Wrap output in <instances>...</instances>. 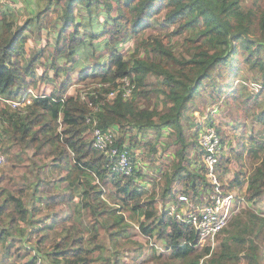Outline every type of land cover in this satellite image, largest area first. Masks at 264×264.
Instances as JSON below:
<instances>
[{"label": "trees", "instance_id": "trees-1", "mask_svg": "<svg viewBox=\"0 0 264 264\" xmlns=\"http://www.w3.org/2000/svg\"><path fill=\"white\" fill-rule=\"evenodd\" d=\"M178 37L181 51L172 49ZM31 38L38 45L29 54L25 43ZM124 75L135 83L133 97L118 92L108 100ZM38 81L52 86L50 95L33 96L22 110L0 101L4 171H25L27 162L40 168L48 160L50 177L60 175L57 181L64 185L66 213L55 210L49 220L33 221L41 203L49 201L53 209L58 196L40 197L28 208V178L2 179L0 264L10 263L16 253L23 260L29 252L31 260L22 264H35L39 255L24 248L26 227L35 224L37 231L60 226L51 246L54 256L46 254L44 264H126L120 248L132 243L136 257L146 246L159 264H264V215L247 208L264 198V137L258 127L242 130L232 144L231 134L216 124L222 147L218 176L225 186L244 189L247 204L218 232L214 250L195 247L199 237L193 225L159 208L176 202L179 194L203 202L201 195L212 190L199 132L191 140L183 124L193 107L204 110L197 98L234 106L264 127V92L250 89L252 81L264 83V0L249 5L245 0H34L20 21L0 8V96L18 98ZM101 99L98 124L116 128V144L127 145L136 162L132 175L113 170L107 155L93 146L86 117L92 111L89 102ZM164 131L172 136L171 155L160 164V174L144 180L136 145L146 146L149 155L156 145L145 142V134L153 132L158 140ZM227 141L232 144L228 153ZM135 230L161 242L167 254L132 237ZM37 234L40 244L44 236Z\"/></svg>", "mask_w": 264, "mask_h": 264}, {"label": "rangeland", "instance_id": "rangeland-1", "mask_svg": "<svg viewBox=\"0 0 264 264\" xmlns=\"http://www.w3.org/2000/svg\"><path fill=\"white\" fill-rule=\"evenodd\" d=\"M245 1H246V5H249L252 0H245ZM33 3H34V0H0V8H8V10H11L13 13L16 14L18 21H20L25 15L30 13V9L33 7ZM84 30H85L84 28L81 29V31H84ZM150 30L151 29H148V31ZM40 40L42 42L46 41L47 40L46 35L42 33ZM51 41H54L52 37H51ZM180 42H181V37H178L177 39H175L172 43V49L175 51H178V50L181 51L182 47L180 48ZM37 45L38 43L32 38L29 39L25 43V46L29 54H32V51L35 50ZM127 51L128 50L123 48L124 54L127 55L128 54ZM145 52H147V50H144V49L140 50L141 54H144ZM240 59L241 57L239 56V60ZM41 72H42V69L41 67L38 66L37 75L40 76ZM244 72L246 71H244L243 68L240 69L239 71L240 74L241 73L244 74ZM217 78L220 79V76H217ZM44 85H48L47 88L50 90L51 88L50 84L45 83ZM77 87L81 88V90H85L88 86L82 87L81 85H79ZM250 89L254 91L252 87H250ZM196 100H197V103H199L198 106H200V104L204 106V110L201 111L200 108L197 107L196 109L193 107L191 110L187 112L186 117L183 120L184 130L186 134L188 135V137L191 138V140L197 136V132H199V129H201L202 126H204L205 124L209 122H213V124L215 125L221 122L224 130H226L228 133L231 134L229 138L232 139V141L236 137L239 136L242 130L247 129L250 131L253 127L254 128L258 127L260 134L264 137V127H262L257 122L251 123L247 118L242 116L238 112V110L235 109L234 106L226 104L220 107L218 103L213 102L208 96H201L197 98ZM215 106H217V112H216ZM209 113L211 114V116H215V121H211ZM236 119L238 122H234ZM154 135L155 134L153 132H150V135L145 134L146 137L144 141L148 142L151 140L154 142V145H156L155 150L149 152V155H147V147L144 145H136L137 147L134 150L137 161L140 162L141 164L140 166L143 168V172L146 173V175H144V178H142L144 180H148L153 175L157 176L158 174H160V164L162 163L164 158L171 155V152L167 149L168 142L171 140V137H172L171 133L169 134L168 132L164 131L163 134L158 138V140L156 138H153ZM232 144H235V140L234 142H232ZM232 144L228 141L225 142L224 151H226V153L229 152ZM144 156H146V158H144ZM245 161L247 162V159H245ZM46 163H50V162L48 160L47 161L45 160V162L40 165L41 167L37 168L32 163L27 162L25 163L27 166V169H25V171L22 170L20 167H18V169H15V170H13V168L10 167L8 168V172H7V171H4L6 169L5 164L0 166V168H2L3 170V173H0V181L8 175L12 176L15 181H21L24 178V176L28 178V181H29L28 198L30 202L38 203V201L40 200V197L48 198L50 196L51 197L58 196L57 200L53 202V205H54L53 209L48 207L47 204H50L49 201H43L41 203L42 208L40 209V213L33 219V221L35 222H39L41 220H49L51 215H53V212H55V210H60L63 212V214L66 213V210L64 209V204L62 203L61 195H60L62 192H64L63 191L64 185L61 182L57 181L58 179H60V175L55 176L56 180L50 177L51 174L49 173V171L46 170V167H45ZM192 164L193 166L196 165L195 163H192ZM235 165H236L235 163L231 164L233 169ZM197 168L199 167H197L196 165L195 169ZM244 169L246 170V167H244L243 170ZM230 176L232 177V174ZM46 177H50L49 182L45 181ZM38 182H41V184L38 185ZM36 185L38 186L37 190H35ZM35 192H37V194L34 197L33 194ZM76 200H77V197L74 198V201ZM108 200L109 202L114 201L111 198H108ZM248 207H250V209H253L254 211L259 212V214L264 215V198L262 200L256 201V203L249 204L247 208ZM38 227H40V225ZM59 227H57L54 230L37 231L38 230L37 224H35L33 227L27 226L26 227L27 233H26L25 240H24V243H25L24 248H28V249L30 248L31 250H33L34 254L36 252L39 255V257L42 258L43 261L45 260L44 256L46 254H50L51 257L54 256L51 246L52 244L56 243L59 239L57 237L58 236L57 229ZM135 229L137 230L136 227ZM136 230H135V234H133L132 237L140 240L141 242L147 241L150 247H154L157 250V254L160 252L166 253L169 250V249L164 248L162 243L157 240L147 239L138 233L136 234ZM37 233H40L41 235L44 236L43 242H41L40 244L38 242V239L40 238V236ZM123 241L124 240H121V243H123ZM128 246L129 247H123V245H121V248H120L122 252V257H123L122 260L126 264H145L144 261L147 259H149L148 264H159L160 263V261L158 260H153L152 258H149L150 248L143 246L141 249L142 254L136 257V253L134 249L136 246L134 245V243H132V245L128 244ZM217 246H218V242L217 240H215L213 247L212 248L210 247V248L214 250ZM36 247L39 248V251ZM16 254L10 257V263L8 264H22L24 262L31 260L30 252L28 253V255H26V257L23 260L17 259ZM262 256H263V261H264V250L262 252Z\"/></svg>", "mask_w": 264, "mask_h": 264}, {"label": "built area", "instance_id": "built-area-1", "mask_svg": "<svg viewBox=\"0 0 264 264\" xmlns=\"http://www.w3.org/2000/svg\"><path fill=\"white\" fill-rule=\"evenodd\" d=\"M117 87L107 94L108 100L120 92L122 97L130 99L134 95L135 83L128 75L118 79ZM250 87L254 92H264V83L260 81L250 82ZM32 87L18 98H6L0 96V101L8 104L14 109H23L31 103L34 94ZM101 99L98 103L89 106L92 111L87 115L86 122L90 124L89 133L92 137L93 146L104 152L111 162L113 170L121 171L125 175L134 174L136 162L129 151L127 145L118 146L115 142V128H102L98 124L96 113L99 106L103 103ZM217 112V106H215ZM20 110V111H21ZM198 145L202 152V161L204 163L205 173L212 184L211 192L201 195L203 202L195 201L191 197L179 194L174 203L162 205L161 211H167L179 223H190L193 225L199 239L194 245L202 247L214 245L216 236L223 228L227 227L230 220L246 207V200L243 197V190L240 187L229 188L226 180H221L217 173V164L219 162L221 147V138L216 125L209 122L199 129ZM5 154L1 148L0 142V166L5 164ZM225 184V185H224ZM144 188H146L144 186ZM35 264H44L41 257L36 256Z\"/></svg>", "mask_w": 264, "mask_h": 264}, {"label": "crops", "instance_id": "crops-1", "mask_svg": "<svg viewBox=\"0 0 264 264\" xmlns=\"http://www.w3.org/2000/svg\"><path fill=\"white\" fill-rule=\"evenodd\" d=\"M38 76V75H37ZM31 81V79H30ZM45 83L38 81L36 84V87L32 86V89L35 91L34 94L35 96H43V95H50L51 91H52V86H50V90L47 88L48 85H44ZM114 128V127H113ZM116 129V128H115ZM29 204V205H28ZM27 206H29L28 208L31 207V202L28 200ZM29 229V228H28ZM26 236V235H25ZM25 236H24V240H25Z\"/></svg>", "mask_w": 264, "mask_h": 264}, {"label": "clouds", "instance_id": "clouds-1", "mask_svg": "<svg viewBox=\"0 0 264 264\" xmlns=\"http://www.w3.org/2000/svg\"><path fill=\"white\" fill-rule=\"evenodd\" d=\"M137 228V227H136ZM138 230V229H137Z\"/></svg>", "mask_w": 264, "mask_h": 264}]
</instances>
